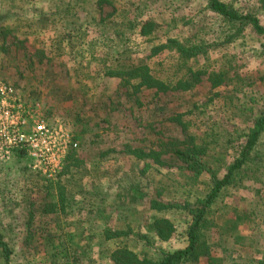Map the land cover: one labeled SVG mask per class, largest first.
<instances>
[{"label":"trees","instance_id":"trees-1","mask_svg":"<svg viewBox=\"0 0 264 264\" xmlns=\"http://www.w3.org/2000/svg\"><path fill=\"white\" fill-rule=\"evenodd\" d=\"M34 1L28 0V12L24 9L21 14L15 12L18 8L12 0H0V37L20 35L19 42L25 43L41 28L52 31L53 38L43 49L50 48L56 62L73 58V77L85 94V103L95 98L90 108L105 107L101 91L106 78L119 79V90L109 95L123 94L137 109L146 106V100L156 105L168 98L169 106H173L174 99L195 97L184 111V106L178 108L181 111L175 109L168 118L183 139L163 143L160 149L135 148L126 143L122 150H110L111 154L104 151L93 160L84 159L80 151L87 144L85 135L95 143L93 137L100 134L88 122L85 103L74 102L72 116L82 131L77 134L67 118L63 121L79 144L67 153L56 177H42L26 164L27 187L21 200L0 188V264H31L42 252L49 256L50 264H85V260H93L88 254L96 239L109 244L104 253L112 264H232L235 260L229 252L244 257L238 247L251 251L243 259L264 264V211L259 208L264 203L262 189L256 190L261 204L255 203L251 209L237 205L223 212L218 207L229 189L241 188L245 181H264V94L259 101L249 96L246 89L254 85L253 79L222 64L221 59L218 69H209L204 63L211 51L243 42L248 34L259 38V55L264 57V0H200L216 24L213 29L202 27L200 33L187 30L184 35L175 33L170 22L164 27L166 22L144 17L147 6L156 0H44L50 5L46 9L35 8L31 5ZM30 9L37 13V23L27 21ZM9 14L15 22L8 20ZM142 43L149 47L144 55L135 56L141 52ZM4 45L0 43L1 53L6 51ZM40 55L47 58L43 51ZM162 55L168 57L161 59ZM3 67L0 59V80ZM111 96L107 98L111 100ZM107 106L110 108L109 103ZM208 107L221 109L233 129L206 126ZM123 157L132 162L129 170L121 166L115 176L127 182L121 185L120 195L124 197H112L115 203L108 205L109 193H105L102 182L105 175L112 174L103 167L104 161L120 162L118 158ZM15 158L29 159L24 153ZM160 169L184 175L188 197L183 203L165 200L164 189L146 183ZM145 201L148 215L144 212L138 217L135 209ZM22 205L26 209V234L19 242L17 225L3 216L11 217ZM128 210L135 214L133 218L126 214ZM96 212L99 220L90 219L82 242L73 245L59 238L63 234L58 231L68 227H63L60 219L70 218L71 213L87 219L84 213ZM177 212L184 214V245L153 251L157 242L175 240L178 226L171 214ZM247 229L252 233L246 234ZM44 230L58 238L44 241L39 236ZM214 246L221 249V255L215 254Z\"/></svg>","mask_w":264,"mask_h":264},{"label":"rangeland","instance_id":"rangeland-1","mask_svg":"<svg viewBox=\"0 0 264 264\" xmlns=\"http://www.w3.org/2000/svg\"><path fill=\"white\" fill-rule=\"evenodd\" d=\"M12 1L18 8L15 12L22 14V12H25L24 9L28 12V0ZM248 1L251 0H246V2ZM31 5H35V8L43 9L50 7L49 3L44 0H35ZM203 6L204 5L200 0H156L147 6V11L144 14V17H155L158 22H166V24L163 25L164 27L170 22L169 26L174 29L175 33L178 32L179 34L184 35V33L188 34L187 30L190 31V34L200 33L202 27L206 26L213 29V26L216 24L215 21L212 22L211 15L204 11ZM88 10H92V7L89 6ZM28 14H31V16H28L27 21L37 23L39 20L37 19L39 18L37 17V13L30 9ZM8 16H10V19L7 18L9 21H16L15 17L11 14ZM52 38L53 32L48 31L45 28H41L35 34L30 35L27 40H25V43L19 42L20 35L9 33L5 39L0 37V43L4 42V47L6 48L4 53L0 52V59L4 66L1 70L2 80H0V82L11 84L19 91H25V94L30 96L32 100L42 102L46 109L49 110V115L59 117L63 120L67 118L72 124L70 126L78 134L82 131V126L77 124L72 116L73 112H75L73 111L74 102L79 101L84 104L86 101L84 98L85 94H82L81 88L75 83L76 79L73 77L72 73L73 58L67 57L66 59H63L61 63L56 62L52 50L50 48H46V50L43 49L44 44H49ZM148 47V43H142L141 52H138L135 56L144 55L143 53ZM259 49V38L248 34L243 42H239L228 48L211 51L210 59L204 63L209 69H213V67L218 69L220 68L221 59L222 64L227 66L231 65L233 68L232 70H237L239 74L250 76L253 79L254 85L246 89L247 94L249 96H254L259 101L264 94V57L259 55ZM40 51L45 52L47 58L44 59V56L41 58ZM167 57L168 56L166 55H162L161 59ZM102 86L103 89L101 93L103 95L101 97L105 96V98H103L101 102H106L104 104L105 107H99L95 110L90 108L89 105L95 100L93 97L89 98L83 106L84 111L89 115L88 122H90V125L100 134V137L98 138L93 137V139L96 140L95 143L90 142V135H85V138L88 139L86 142L87 144H83V148L80 151V154L84 159L93 160V157L101 156L104 151L111 154L112 152L110 150H115L116 148V150H122L123 145L126 143L135 148L160 149V146H162L163 143L171 142L174 144L175 141L184 138L179 128L172 124L168 118L170 117L171 112L175 109L178 111H184V108L188 107L191 102H193L192 97L195 96L191 97V95H188L181 100L174 99L173 106H169L168 98L156 105L154 103L148 104L150 101L146 100V106L137 109L124 98L123 94H116L119 90L118 78H106ZM113 91L116 92L112 94V96L109 95L110 92ZM108 96H111L112 99H108ZM165 102H167V104H165ZM108 103L110 104V108L107 106ZM182 106L184 107L182 108ZM253 106L254 108L257 107L256 104ZM178 108L182 109L180 110ZM249 108L250 106L248 105V109ZM206 112V117H204L206 126L215 129H222L224 127H227L230 130L233 129V124L229 125L226 123L223 112L221 109H218V107H208ZM227 116L229 117L230 113H228ZM241 128L243 129L244 127L242 126L240 129ZM261 149L264 152V137L262 138ZM120 157H122V155H120ZM118 159L120 162H117L118 160L112 161L111 159L107 161L105 160L103 165V167L112 174L111 176L105 175L106 178L102 182L105 193H109L108 205H113L115 203L112 197L118 198L119 200L124 197L123 195H120L121 185L126 184L127 182H124V178L121 179V181H119L118 178H115V176L118 175L116 173H119L121 166L126 171L132 166V162L129 159L124 157ZM26 164L30 165L31 160H18L13 158L7 163L0 164V188L7 194L8 190H10L9 193L11 192L12 198L20 199L25 195L24 190L27 187L25 180ZM168 171L170 170L160 169V171L153 172L154 174L152 173L150 175L151 180L148 181L147 178L146 183L149 184L153 182L155 186L164 189L167 192V199L165 200L183 203L184 198L188 197L187 189L184 187V175H181L177 171L171 173H168ZM5 188H7V190ZM258 188L262 189V198H264V181H245L243 187L229 189L225 194L224 200L218 205V207L223 212L230 207L237 205L246 209H251L255 203L261 204L256 196V190ZM8 196H10V194H8ZM116 204L118 203L116 202ZM142 204L143 205H138L135 209V212H139V214H137L138 217L144 212L145 216L148 215L147 202L145 201ZM262 205H264V203ZM262 205L259 208L264 211ZM1 208H3L2 205H0V212H2ZM25 210V206L22 205L20 208L12 212L11 217H7L6 215L3 216L5 220L10 221L11 219L14 221V225H17V228L19 229L17 232L19 242L25 239L23 236L26 234L23 225ZM84 214L89 220L82 217H76L73 213H71L70 218L64 217L63 219H60V221L63 222L62 226L68 225V227L58 231L59 234H63V236H59L61 240L70 242L73 245L82 242V239L88 234V232H86L88 226L86 225L90 224V219L97 222L100 216L98 215V212L94 215L92 213ZM112 214L114 215V212ZM126 214L129 216L131 215V218L135 216V214L129 210ZM171 216L176 220L178 226V233L174 238L175 240L173 239L174 241L172 242H157L155 250L153 251L157 252L159 248L173 250L184 245V214L177 212L171 214ZM81 222H84V224L79 225ZM251 233L252 231L247 229L246 234ZM39 236L45 238L44 241L51 237L46 230L40 232ZM53 236L54 234L51 238H58ZM97 240L98 239L95 241L93 240V242L98 245L94 243L95 247L90 251V254H88V257L93 260H85V264H112L105 259L107 258V253H104L106 247H109V244H105V242L100 243V241ZM214 240L217 242V239ZM83 245L84 244L81 243V246ZM215 245H217V243H215ZM20 246L21 243L18 245L17 251L20 250ZM236 250L242 252L244 255L243 258H247L248 254H251L250 249H242L238 247ZM214 252L216 255H221V249L217 246H214ZM228 254L233 261L235 260V264H255L250 259H243L240 254L233 253L234 255H232L230 252ZM254 254L255 256H259L256 251ZM83 258H85V255H83ZM29 259H31L30 255ZM95 260L97 262H95ZM234 262H232V264ZM31 264H50L49 256L45 254V252H42L40 255L37 254ZM71 264L75 263L72 262Z\"/></svg>","mask_w":264,"mask_h":264},{"label":"built area","instance_id":"built-area-1","mask_svg":"<svg viewBox=\"0 0 264 264\" xmlns=\"http://www.w3.org/2000/svg\"><path fill=\"white\" fill-rule=\"evenodd\" d=\"M78 144L71 128L63 119L49 115L42 102L0 82V164L24 153L34 172L53 179L67 153Z\"/></svg>","mask_w":264,"mask_h":264}]
</instances>
